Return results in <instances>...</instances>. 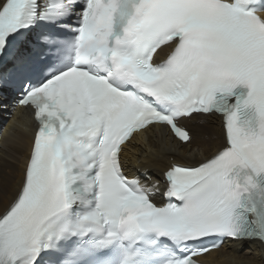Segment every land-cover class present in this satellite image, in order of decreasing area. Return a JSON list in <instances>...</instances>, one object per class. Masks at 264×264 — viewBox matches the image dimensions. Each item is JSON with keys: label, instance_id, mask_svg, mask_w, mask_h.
I'll use <instances>...</instances> for the list:
<instances>
[{"label": "snow or ice", "instance_id": "1", "mask_svg": "<svg viewBox=\"0 0 264 264\" xmlns=\"http://www.w3.org/2000/svg\"><path fill=\"white\" fill-rule=\"evenodd\" d=\"M9 101L36 127L0 264H202L225 240L264 244V0H0ZM213 116L211 156L130 177L134 134L190 146L185 121Z\"/></svg>", "mask_w": 264, "mask_h": 264}, {"label": "bare ground", "instance_id": "2", "mask_svg": "<svg viewBox=\"0 0 264 264\" xmlns=\"http://www.w3.org/2000/svg\"><path fill=\"white\" fill-rule=\"evenodd\" d=\"M185 123L195 134V142L190 146L181 145L159 128L152 131L148 140L133 138L124 153L129 175L137 176L138 169L146 166L147 171L155 173L152 179L162 178L170 164H196L211 156L223 143L219 117L197 118ZM34 130L31 113L22 110L10 122L0 143V210L19 189ZM201 261L204 264H264V248L259 242L229 240Z\"/></svg>", "mask_w": 264, "mask_h": 264}]
</instances>
